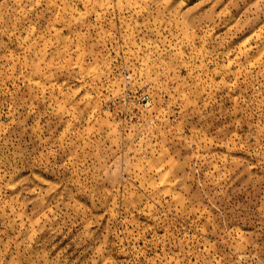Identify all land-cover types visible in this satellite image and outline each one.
<instances>
[{
    "label": "rangeland",
    "instance_id": "1",
    "mask_svg": "<svg viewBox=\"0 0 264 264\" xmlns=\"http://www.w3.org/2000/svg\"><path fill=\"white\" fill-rule=\"evenodd\" d=\"M0 264H264V0H0Z\"/></svg>",
    "mask_w": 264,
    "mask_h": 264
}]
</instances>
